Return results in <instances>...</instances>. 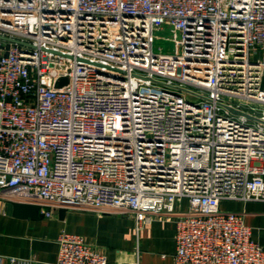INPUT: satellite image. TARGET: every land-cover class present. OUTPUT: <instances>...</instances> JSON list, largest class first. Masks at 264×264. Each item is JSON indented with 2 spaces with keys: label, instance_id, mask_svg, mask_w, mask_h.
I'll return each mask as SVG.
<instances>
[{
  "label": "built area",
  "instance_id": "built-area-1",
  "mask_svg": "<svg viewBox=\"0 0 264 264\" xmlns=\"http://www.w3.org/2000/svg\"><path fill=\"white\" fill-rule=\"evenodd\" d=\"M0 36L1 197L173 222L175 264H264L222 209L264 202V0H0ZM58 243L55 264H114Z\"/></svg>",
  "mask_w": 264,
  "mask_h": 264
},
{
  "label": "crops",
  "instance_id": "crops-1",
  "mask_svg": "<svg viewBox=\"0 0 264 264\" xmlns=\"http://www.w3.org/2000/svg\"><path fill=\"white\" fill-rule=\"evenodd\" d=\"M12 203L24 202L0 196V264H55L64 231L81 235L114 264H175L173 222L155 221L138 230L128 215L67 211L62 217L60 209L33 220L16 216ZM222 209L242 214L253 240L264 246V202H223Z\"/></svg>",
  "mask_w": 264,
  "mask_h": 264
},
{
  "label": "water",
  "instance_id": "water-1",
  "mask_svg": "<svg viewBox=\"0 0 264 264\" xmlns=\"http://www.w3.org/2000/svg\"><path fill=\"white\" fill-rule=\"evenodd\" d=\"M0 38H4V37L0 36ZM56 87L57 88H69L70 87V77L67 76V77L60 78L56 83ZM10 205H9V208L10 207L13 208L14 214L16 216L27 217L33 220H38L45 216L44 213L41 211L42 207L39 205L25 204V203H12ZM47 210L49 211L50 209L48 208ZM59 212H60V215L64 217L67 210L60 209Z\"/></svg>",
  "mask_w": 264,
  "mask_h": 264
},
{
  "label": "rangeland",
  "instance_id": "rangeland-1",
  "mask_svg": "<svg viewBox=\"0 0 264 264\" xmlns=\"http://www.w3.org/2000/svg\"><path fill=\"white\" fill-rule=\"evenodd\" d=\"M156 39L154 43V51L156 53L165 52L173 53L175 49V43L172 41L173 33L170 28L157 31L155 33Z\"/></svg>",
  "mask_w": 264,
  "mask_h": 264
}]
</instances>
